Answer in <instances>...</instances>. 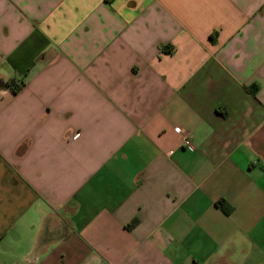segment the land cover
<instances>
[{
    "label": "crops",
    "instance_id": "obj_1",
    "mask_svg": "<svg viewBox=\"0 0 264 264\" xmlns=\"http://www.w3.org/2000/svg\"><path fill=\"white\" fill-rule=\"evenodd\" d=\"M0 264H264V0H0Z\"/></svg>",
    "mask_w": 264,
    "mask_h": 264
},
{
    "label": "trees",
    "instance_id": "obj_2",
    "mask_svg": "<svg viewBox=\"0 0 264 264\" xmlns=\"http://www.w3.org/2000/svg\"><path fill=\"white\" fill-rule=\"evenodd\" d=\"M7 85L11 87L14 92H18L24 87L25 83L22 80L18 81L17 79L12 78L7 82ZM218 205L225 211V213L229 214L232 211V207L224 200H220Z\"/></svg>",
    "mask_w": 264,
    "mask_h": 264
},
{
    "label": "built area",
    "instance_id": "obj_3",
    "mask_svg": "<svg viewBox=\"0 0 264 264\" xmlns=\"http://www.w3.org/2000/svg\"><path fill=\"white\" fill-rule=\"evenodd\" d=\"M183 145H184L185 147H192V142H191L190 139L186 138V139H184V141H183Z\"/></svg>",
    "mask_w": 264,
    "mask_h": 264
}]
</instances>
